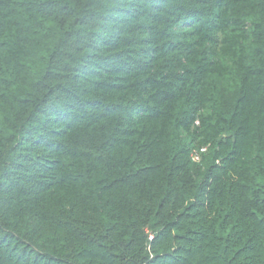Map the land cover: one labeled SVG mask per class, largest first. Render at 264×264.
<instances>
[{
	"label": "trees",
	"instance_id": "1",
	"mask_svg": "<svg viewBox=\"0 0 264 264\" xmlns=\"http://www.w3.org/2000/svg\"><path fill=\"white\" fill-rule=\"evenodd\" d=\"M0 264H264V0H0Z\"/></svg>",
	"mask_w": 264,
	"mask_h": 264
},
{
	"label": "built area",
	"instance_id": "2",
	"mask_svg": "<svg viewBox=\"0 0 264 264\" xmlns=\"http://www.w3.org/2000/svg\"><path fill=\"white\" fill-rule=\"evenodd\" d=\"M205 148H202L201 150H204ZM192 159L194 160V161H198L199 160V155H198V153H194V154H192ZM150 238H152V235H150Z\"/></svg>",
	"mask_w": 264,
	"mask_h": 264
}]
</instances>
